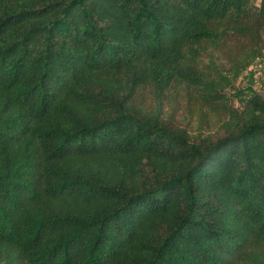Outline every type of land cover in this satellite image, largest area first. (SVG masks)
I'll return each instance as SVG.
<instances>
[{
	"label": "trees",
	"instance_id": "trees-1",
	"mask_svg": "<svg viewBox=\"0 0 264 264\" xmlns=\"http://www.w3.org/2000/svg\"><path fill=\"white\" fill-rule=\"evenodd\" d=\"M210 46L264 61V0H0V264H264V97Z\"/></svg>",
	"mask_w": 264,
	"mask_h": 264
},
{
	"label": "rangeland",
	"instance_id": "rangeland-1",
	"mask_svg": "<svg viewBox=\"0 0 264 264\" xmlns=\"http://www.w3.org/2000/svg\"><path fill=\"white\" fill-rule=\"evenodd\" d=\"M231 55L227 49L208 47L200 64L208 72H217L229 80V86L224 92L230 98L229 103L235 109L244 107L246 100L254 95L264 97V69L261 61L256 62L240 77H235ZM217 74V75H218ZM165 116H172L175 123L186 130L191 139L216 138L220 135L224 118L216 111L212 112L196 101H188L183 91H172L164 102Z\"/></svg>",
	"mask_w": 264,
	"mask_h": 264
},
{
	"label": "built area",
	"instance_id": "built-area-1",
	"mask_svg": "<svg viewBox=\"0 0 264 264\" xmlns=\"http://www.w3.org/2000/svg\"><path fill=\"white\" fill-rule=\"evenodd\" d=\"M259 67L264 69V61H261V64L259 65Z\"/></svg>",
	"mask_w": 264,
	"mask_h": 264
}]
</instances>
